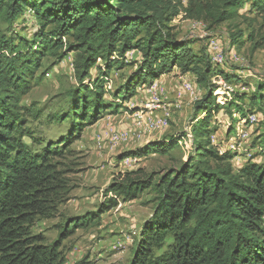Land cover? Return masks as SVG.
Returning <instances> with one entry per match:
<instances>
[{
    "label": "trees",
    "instance_id": "1",
    "mask_svg": "<svg viewBox=\"0 0 264 264\" xmlns=\"http://www.w3.org/2000/svg\"><path fill=\"white\" fill-rule=\"evenodd\" d=\"M183 3L0 0V18L8 24L24 21L31 12L38 26L31 39L0 37V264H66L62 241L100 216L72 219L62 228L60 240L52 244L33 232L37 221L55 217L59 207L70 200V185L60 160L71 153V146L88 126L107 112L119 111L121 100L135 97L139 86L152 83L174 67L184 75H194L204 91L195 104L192 152L186 161L178 159L176 166L156 174L142 169L118 174L105 191L106 197H112L101 204L99 213L105 214L121 202L135 201L146 190L154 193V213L143 226L132 264H264V80L254 93L233 92L232 100L221 107L212 79L221 76L230 84L238 83L239 77L217 71L207 55L195 51L194 41L180 39L171 26L183 12L187 19L203 22L213 30L241 18L240 10L249 5L254 19L242 18L250 26L259 24V28L254 26L244 40L245 32L236 26L231 42L242 47L249 41L255 51L264 47V0ZM131 51L141 54L139 65L127 60ZM69 53H76L80 87L71 93L67 113L56 118L69 122L67 134L34 151L24 141L34 139L27 129L30 111L22 104L23 98L31 91L44 58L59 63ZM99 59L102 66L97 65ZM130 65L137 68L108 102L105 85L111 72ZM93 68L98 70L94 81ZM221 109L232 120L228 136L249 114L263 116L259 120L263 132L254 141L263 157L261 162L248 160L235 171L232 161L236 155L231 151L221 154L219 146L212 143L211 115ZM235 114L240 118L235 119ZM177 146L178 139L165 138L122 159L145 158L154 152L169 154ZM169 239L168 250L157 256ZM76 264L93 263L84 258Z\"/></svg>",
    "mask_w": 264,
    "mask_h": 264
},
{
    "label": "rangeland",
    "instance_id": "2",
    "mask_svg": "<svg viewBox=\"0 0 264 264\" xmlns=\"http://www.w3.org/2000/svg\"><path fill=\"white\" fill-rule=\"evenodd\" d=\"M182 1L185 5L187 4V0ZM240 15L241 18L225 23L213 30H208V28L202 31L194 30L189 19L182 15L173 21L171 26L174 27V32L180 39L194 41L195 51L207 55L210 61L209 39L211 38L220 40L221 48L225 53L235 51L244 59V62L239 64L228 63L223 67L214 66L212 61L211 63L217 71L239 77L238 83L232 81L229 84L225 81L228 88L235 92L254 93L257 84L264 80V47L254 51L253 44L249 41L245 42L242 47L232 45L231 36L236 33V26H238V30L245 32L244 40H247V35L254 26L255 30L259 28V24L250 26L249 22L242 18L254 19L255 15L250 12L249 5L240 10ZM37 30L38 26L31 12H27L24 21L12 25L0 18V37L31 39ZM260 35L261 33L256 36L255 41L259 40ZM66 41L68 39L64 40V42ZM126 58L130 63L137 62L139 65L141 54L137 51L134 54H127ZM75 61L76 53H69L59 63L50 57L44 58L41 68L36 73L31 91L23 98L22 104L30 111L26 116L27 129L31 131L34 139L25 138L24 141L34 151H41L48 142L57 141L67 134L69 122L59 121L56 118L67 113L71 106V93L80 87ZM97 65L102 66L103 61L99 59ZM137 65H130L122 70L111 72L105 85V89L108 90L105 99L108 102L113 101V94L137 68ZM173 71L174 73L170 74ZM172 72L158 79L162 82L157 92H151L147 88L141 90L140 86L136 90L135 97L126 101L121 100L119 111L116 113L107 112L97 123L88 126L81 138L71 146V153L60 160L62 169L69 181L70 200L59 207L55 217L37 221L33 232L43 235L48 244H52L60 240L62 228L68 225L72 219L90 214L100 216L89 227L75 230L70 238L62 241V251L66 258V264H76L84 258H89L93 264H132L143 226L152 218L154 213V193L150 189L146 190L140 194L137 200L127 203L121 202L117 208L105 214H100L99 210L101 204L112 197L111 195L106 197L105 191L118 174L139 169L144 170L149 175L156 174L168 167L176 166L178 159L186 161L192 152L193 139L191 135L196 118V107L187 98L179 99L182 72L177 67H174ZM91 76L94 81L98 76L97 68H93ZM187 77L191 81L197 82L194 75L187 74ZM38 78L39 81L36 80ZM86 82L88 83V81ZM197 85L202 99L204 91L198 83ZM223 92L221 97H226L225 95L230 90L226 91V88H223ZM218 94H214V96ZM157 98L165 105L166 103L174 105L165 106L171 112L169 126L160 134L139 138L140 135L137 134L133 126L132 115L139 111L155 115L153 109ZM257 113L259 115V112ZM234 118L239 119L240 115L235 114ZM262 118L263 116H260L259 120ZM241 123L235 124V132L228 136L232 128V120L223 109L212 114L210 120L211 129L215 132L212 141H215L220 151H231L236 155L232 161L235 171L241 169L248 160L253 159L254 163L263 160L258 146H254V141L263 132L260 121L254 124L249 122V125H242ZM117 133H130L129 139L115 142L112 135ZM165 138L178 139V146L169 151V154L154 152L145 158L136 157L138 162L132 168L127 169L122 165L124 155L134 153L150 142L162 141ZM33 141H36L37 144ZM233 148L234 150H232ZM171 243L172 240L169 239L164 248L156 252L157 256L165 253Z\"/></svg>",
    "mask_w": 264,
    "mask_h": 264
},
{
    "label": "built area",
    "instance_id": "3",
    "mask_svg": "<svg viewBox=\"0 0 264 264\" xmlns=\"http://www.w3.org/2000/svg\"><path fill=\"white\" fill-rule=\"evenodd\" d=\"M181 15L184 16V18H186L185 13L182 12L180 16ZM189 23L192 25V28L194 30L202 31L205 30V28H207V25L200 21L189 20ZM209 50L211 52V61L214 64V66L223 67L228 63L239 64L244 62V59L241 58L235 51H230V53H225L221 48L220 40L218 38L209 39ZM136 52L137 51H131L127 54H134ZM161 82H162L161 80L159 81L158 79H156L152 83L143 84L141 85V90L147 88L150 89L151 92H157ZM212 83L214 85H217V91L214 94H218V92H220L218 95L215 96L217 104L220 105L221 107H225L228 101L232 100L231 94L235 91L231 90L230 88L227 87V85H225V79L221 76L214 77L212 79ZM223 88H226V91L230 90V92H228L227 95H225L226 97H221L224 94ZM178 97L179 99L182 100L185 98L189 99L193 105H195L197 102L201 100V93H200V89L198 88L197 82L191 81V79L187 77V74L180 75V88H179ZM155 102L156 103H154V105H157L158 109L162 110V115H149L150 113L145 114L142 111L136 112L132 115L133 126L137 130V134L140 136L142 135L154 136L156 134H160L163 131H165L169 126V119L171 117V112L166 107L159 106L162 105V101H160L159 98H157ZM212 114H215V112L213 111ZM260 116L262 115L261 114L250 115L247 120L241 121L242 122L241 124L242 125L247 124L248 122L254 124L257 121H259ZM129 135L130 133H117L112 135V138H114L115 142H122L128 140ZM191 138L193 139L192 135ZM212 143L216 145L214 140L212 141ZM232 150H234V148ZM223 152L224 151H220L221 154H223ZM137 162L138 161L136 157H126L122 160V165L128 169L134 167Z\"/></svg>",
    "mask_w": 264,
    "mask_h": 264
},
{
    "label": "crops",
    "instance_id": "4",
    "mask_svg": "<svg viewBox=\"0 0 264 264\" xmlns=\"http://www.w3.org/2000/svg\"><path fill=\"white\" fill-rule=\"evenodd\" d=\"M174 73V71L172 72V73H170V74H173ZM159 106H163V107H165V106H174L172 103H166V105L165 104H163L162 103V105H159ZM154 114L156 115V114H158V115H162V110L161 109H158V106L157 105H154ZM132 129H133V127H132ZM135 131L137 132V130L135 129ZM145 135H142V136H140L139 138H142V137H144ZM259 163V162H258Z\"/></svg>",
    "mask_w": 264,
    "mask_h": 264
}]
</instances>
